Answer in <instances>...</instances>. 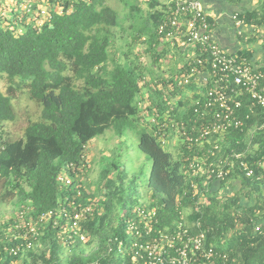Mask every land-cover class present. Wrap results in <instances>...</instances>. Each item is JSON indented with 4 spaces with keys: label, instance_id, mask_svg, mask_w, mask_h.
Instances as JSON below:
<instances>
[{
    "label": "trees",
    "instance_id": "16d2710c",
    "mask_svg": "<svg viewBox=\"0 0 264 264\" xmlns=\"http://www.w3.org/2000/svg\"><path fill=\"white\" fill-rule=\"evenodd\" d=\"M121 1L129 7L130 19L137 18V0ZM59 2L61 13H50L49 23L40 29L27 26L15 33L0 27V80L7 85L5 92H0V128L14 120L11 102L19 93L26 92L41 108L39 119L25 127L21 138L7 139L8 131L2 128L0 205L15 197L11 208L22 207L29 201L32 216L54 209L64 193L56 183L60 171L66 165L76 170L84 164L86 146L106 131L111 130L118 142L101 159L105 166L98 175L97 191L83 194L85 201L98 199L95 212L82 223L87 242L56 239L49 227L35 253L4 256L1 264H120L119 244L129 245L122 211L130 214L142 204L153 207L160 219L155 229L171 231L178 213L191 206L194 185L207 190L208 202L200 212L190 214L189 220L199 219L207 232V244L227 257L225 262L212 264H264V169L254 166L255 160L264 162V109L250 111V103L243 100V108L237 114H249L246 128L228 133L216 158L206 154L211 149L207 146H194L191 151L182 146L173 156L164 151L158 140L156 132L160 126L151 125L150 131L138 126L139 121L143 124L139 102L146 88L148 99L158 108L161 125L162 114L169 108L161 98L167 84L159 80L160 89L157 85L140 87L146 74L150 75L151 84L157 76L147 73L137 60L128 61L129 54L124 55V62H112L108 69V48L113 28L119 25L117 13L104 5V0ZM147 5L148 16L139 35L146 36V50L156 68L165 53L158 52L163 38L158 36L157 27L168 17L169 10L167 7L161 11L155 0H148ZM238 19L260 28L264 41V0H260L257 10ZM260 70L264 76V67ZM168 82L172 83V79ZM180 106V101L173 106L171 116L182 121ZM250 129L254 134L247 138ZM134 147L142 153L143 161L142 168L133 171L127 160ZM231 151L245 152L244 161L253 168V176L246 177L234 167L224 181L210 178L204 187L206 176L188 174L187 159L205 155L207 164L216 167L217 161ZM145 167L148 175L143 173ZM75 183H79L78 178ZM228 183L236 188L235 194L223 200L218 193ZM243 199L250 205H242ZM84 200L78 203L83 204ZM231 231V240H227L225 236Z\"/></svg>",
    "mask_w": 264,
    "mask_h": 264
},
{
    "label": "built area",
    "instance_id": "2783aa9c",
    "mask_svg": "<svg viewBox=\"0 0 264 264\" xmlns=\"http://www.w3.org/2000/svg\"><path fill=\"white\" fill-rule=\"evenodd\" d=\"M61 0H0V27L21 33L23 27L32 26L40 29L49 23L50 13L60 14ZM203 0H173L169 6V14L157 27L158 36L163 40L181 36L185 45L194 50L182 69L179 79L167 81V89L161 94L169 106L163 112L160 125L158 108L152 104L147 95H142L139 108L143 114V123L161 128L156 134L162 146L170 142L182 145L189 151L210 147L206 154L216 158L219 153L218 142L231 131L242 132L249 121V114H237L243 108V100L249 102V109H264V86L261 82L263 74L252 67L245 58L230 55L216 43L212 35V25L202 7ZM238 15H233L236 26ZM23 21V23H22ZM15 26L17 27L15 30ZM152 85L160 89L158 80L143 77L140 87ZM191 87L190 113L182 121L171 114L177 100L176 91ZM175 93V94H174ZM4 125V124H3ZM2 125V128H3ZM0 128V136L3 129ZM254 134L250 129L246 137ZM250 145V144H249ZM248 145V146H249ZM248 149V147H247ZM3 148L0 146V153ZM245 152L231 151L224 154L217 162L219 165L207 164L205 155H196L187 159V172L194 177H205L203 183L210 178L218 182L224 181L229 170L237 167L246 177L254 174L252 167L244 161ZM254 166L264 169V162L254 161ZM87 167L84 162L78 168L66 165L56 177V183L64 193L58 205L45 213L32 216L33 208L28 201L22 207L14 206L11 210L0 211V264L4 256L18 257L35 253L40 248L41 238L50 227L56 233V239L81 244L87 242V233L82 223L95 212L97 200L83 199V194L90 195L81 185H75L71 173L83 172ZM207 190L198 189L195 185L190 192L191 206L179 212V218L171 231L155 229L159 224L157 211L153 207L140 205L133 208L130 214H121L125 225V234L132 243L127 247L119 244L123 251L120 264H212L215 261L225 262L226 255L206 242V231L201 228L199 219L189 220L190 214L198 213L206 206ZM84 200L83 204L78 203ZM89 200V204H85ZM119 253V252H118ZM118 257V254H117ZM118 259V258H117ZM127 259V261H125ZM96 264V263H92Z\"/></svg>",
    "mask_w": 264,
    "mask_h": 264
},
{
    "label": "rangeland",
    "instance_id": "374dc122",
    "mask_svg": "<svg viewBox=\"0 0 264 264\" xmlns=\"http://www.w3.org/2000/svg\"><path fill=\"white\" fill-rule=\"evenodd\" d=\"M159 4L162 3L163 0H157ZM139 12L135 15H138L137 18H134V20L130 19L129 13V7L125 4V2H122L121 0H104V5L109 6L112 8L118 15L119 18V25L118 27L113 28L112 33V39L110 42V46L108 48L109 51V62H108V69L112 68V62H124V55L129 54L128 61H136L140 65V67L144 68L147 73L152 74L154 76L161 77L165 73H172V69H174L173 65L174 62L171 60L169 63H167L166 60L163 61V64L157 66L154 68V65L152 63V58L150 57V53L146 50V36L145 35H139V30L143 29L140 28L141 25L143 26L144 20L148 16L149 6L147 5V1L145 0H137ZM251 7H254L252 5ZM140 16V17H139ZM133 26V28L129 27ZM135 37V40H134ZM138 37V38H137ZM171 46V45H170ZM170 49H168V53ZM112 59L114 61H112ZM163 68L164 70H161ZM158 70V71H157ZM149 71V72H148ZM158 72V73H157ZM150 75L146 74L145 77H149ZM159 81V80H158ZM6 83L4 80H0V92L4 93L6 90ZM147 89V88H146ZM146 89L143 91L146 92ZM12 106L14 109V120L5 123L3 125L4 129H7L8 136L7 139L10 140H17L23 136V132L25 127L30 122H35L39 119L41 108L34 103V101L30 100L28 98V95L26 92L19 93L12 99ZM143 122V120H142ZM139 128L142 126L145 127L148 131L151 130V127L145 123H141L139 121L138 123ZM131 140H135L134 138H131ZM118 140L114 137L113 132L111 130L106 131L103 135L100 137L90 141L88 145L86 146V150L84 153V161L87 163L86 170L83 173V178L81 181H83L84 189L87 192H90L91 194H94L97 191V181H98V175L100 170L104 168L101 159L108 155V151L117 144ZM164 151H171V153H177L178 148H176L172 143L168 144V146H164ZM175 154H173L174 156ZM128 156H130L127 160V164L129 168L131 167L134 171L135 168H142L141 161L142 159V153L137 150L136 147L132 148L131 151H129ZM138 161L137 162V160ZM148 167H145L144 174L148 175ZM147 177V176H146ZM146 179V178H145ZM236 188H231L230 183L226 185V188L217 191L218 196L224 197L223 200L232 197L235 194ZM100 197L99 192H97ZM14 198L12 197L6 202L1 203L0 205V211H8L11 209L12 205L14 204ZM11 200V202H10ZM242 205H250V202L246 200H241L240 202ZM125 210V209H124ZM122 211L121 214H124L125 211ZM185 214L188 213V211L184 212ZM239 229V227H238ZM233 234V231L228 232V235H226L227 240H231V236ZM126 241L130 245L132 243V239L129 235L126 234ZM225 245V243H223ZM118 260H121L123 258V251L119 250L118 253Z\"/></svg>",
    "mask_w": 264,
    "mask_h": 264
},
{
    "label": "crops",
    "instance_id": "0c3cea01",
    "mask_svg": "<svg viewBox=\"0 0 264 264\" xmlns=\"http://www.w3.org/2000/svg\"><path fill=\"white\" fill-rule=\"evenodd\" d=\"M145 1L148 2V0ZM155 1L158 2L157 0ZM172 1L173 0H163L162 3L159 4V7L162 9L160 10L163 11L165 8H169ZM252 5H254V7H251ZM259 6L260 0L202 1L203 10L208 17L209 23L212 25V35L216 43L221 47V49L230 55L247 59L254 69L261 72L260 69L264 67V41L262 39V30L260 28H256L255 25L244 23L238 19L237 21L240 22V25L236 26L233 20L234 14L243 16L247 12L257 10ZM168 49H170V53H168ZM161 50H163L165 53H163L164 56L159 59L160 65L163 64L164 60H166L167 63L173 60L174 69H172V73H165L161 77L157 76L154 78L155 80H160L167 84V81L170 79H179L182 69L185 67V63L194 53V50L185 45L184 39L181 36H175V39L172 40H163V43H161V45L158 47V52ZM161 70L164 69L161 68ZM191 92V87H184L176 91L177 100L175 104L180 101L181 106L179 109V116L181 118L187 116L188 112L190 113ZM144 94L148 97L147 90L146 92L144 91ZM223 139L218 142L219 149ZM166 146H168V144ZM174 146L176 148L182 147V145L178 144H175ZM169 152L171 153V151ZM172 154H175L174 156L177 155V153L173 152Z\"/></svg>",
    "mask_w": 264,
    "mask_h": 264
},
{
    "label": "clouds",
    "instance_id": "9594fccd",
    "mask_svg": "<svg viewBox=\"0 0 264 264\" xmlns=\"http://www.w3.org/2000/svg\"><path fill=\"white\" fill-rule=\"evenodd\" d=\"M85 170H86V168L84 169V171H85ZM84 171H83V172H80V173L83 175ZM72 173H74V172H72ZM74 175H75V173H74ZM71 176H72V175H71ZM83 176H84V175H83ZM72 178L74 179V184H75V185H76V183H75V182H76V179L78 178V179H79V183H78V184L81 185V186H83V183H82V181H81L83 177L81 178V177L78 175L77 177L72 176ZM78 184H77V185H78ZM83 188H84V186H83Z\"/></svg>",
    "mask_w": 264,
    "mask_h": 264
}]
</instances>
